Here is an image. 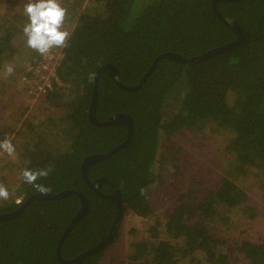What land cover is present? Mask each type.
<instances>
[{"label":"trees","instance_id":"trees-1","mask_svg":"<svg viewBox=\"0 0 264 264\" xmlns=\"http://www.w3.org/2000/svg\"><path fill=\"white\" fill-rule=\"evenodd\" d=\"M19 1L0 0V74L11 66L12 82L27 77L29 73L24 71L41 60L27 46L23 27L29 21ZM59 2L63 8L70 6L65 8L64 30L73 25L67 46L51 50L62 55L57 74L65 87L54 86L43 95L37 90L35 99L45 97V106L41 114L29 115L20 127L18 120L12 127L6 126L0 116V140H20L24 169L51 167L46 178L36 181L50 189L46 193L77 191L85 196L88 211L61 245V258L69 261L100 243L117 211L115 203L88 186L81 165L87 157L124 143L128 136L126 125L100 126L89 118L97 69L113 65L119 81L132 87L159 55L193 58L233 43L237 35L214 11V0ZM216 9L225 20L241 27L243 35L237 44L193 63L161 59L142 87L132 92L119 87L107 73L98 76L97 120L102 123L118 114L127 115L133 121V134L119 152L87 170L92 184L96 179L108 180L104 195L108 193L104 189L115 186L124 206L110 238L78 264H100L117 241L126 214L141 218L152 214L148 195L157 177L153 170L162 131L169 136V129L214 125L218 131L229 132L227 149L239 163L264 175V0H219ZM23 60L27 62L22 64ZM0 90L4 94L3 86ZM172 102L178 113L166 124L164 110ZM8 103L0 101V108L8 109ZM27 110L23 108L19 116ZM14 191L22 202L13 200L0 206V215L15 212L40 193L22 177ZM188 196L191 202L180 200L164 223L149 227V240L132 245L128 264H232L240 260L264 264V243L242 237L231 242L212 231L214 222H227L222 211H251L234 182L223 178L213 190L194 189ZM81 205L75 194L33 201L15 218L0 221V264H62L57 245Z\"/></svg>","mask_w":264,"mask_h":264},{"label":"rangeland","instance_id":"rangeland-1","mask_svg":"<svg viewBox=\"0 0 264 264\" xmlns=\"http://www.w3.org/2000/svg\"><path fill=\"white\" fill-rule=\"evenodd\" d=\"M27 2L19 1L22 6L20 10H24ZM64 6L66 9L70 7L67 4ZM69 26L68 32L72 30L73 25ZM25 62L27 61L23 60L22 64ZM6 69L0 74V79H5V82L0 80V87L4 88V94L0 90V101L3 104L9 103L8 109L0 108V116L6 126L12 127L18 120L20 127L29 115L41 114L45 103L43 97L35 99L36 85L19 79L10 81L12 74L7 73ZM23 108L28 110L20 117L19 112H24ZM177 108L173 102L165 107L164 123L169 124V120L178 113ZM19 127L16 126V129ZM169 132V136L166 131L160 134L157 164L153 170L157 177L148 195L153 208L152 214L148 218L126 214L118 230L117 241L107 250L100 264H128L126 258L132 252V245L145 239L149 240L147 231L151 225L156 222L164 223L180 200L191 202V197L188 196L190 190L211 191L223 178L230 179L241 189L246 198L243 204L251 211H222V217L226 218L227 222L222 225L218 220L211 224L213 233L231 242L237 237H242L264 243V175L251 165L239 163L235 154L229 152V132L218 131L214 125H207L203 129L181 127L176 130L169 129ZM12 143L16 149L15 158H10L7 154L0 155V183L4 184L11 194L8 200H0V206L13 200L17 204L22 201V197L14 190L20 183L24 169L20 161L23 145L20 140ZM231 257L235 259V253ZM238 259L240 260V257ZM232 264L245 263L240 260L232 261Z\"/></svg>","mask_w":264,"mask_h":264},{"label":"water","instance_id":"water-1","mask_svg":"<svg viewBox=\"0 0 264 264\" xmlns=\"http://www.w3.org/2000/svg\"><path fill=\"white\" fill-rule=\"evenodd\" d=\"M219 0H214L213 2V8L214 11L216 12V14L220 17V19H222V21L230 26L237 35V39L236 41H234L233 43L223 46V47H219L216 49H213L211 51H208L205 54H202L200 56H196L193 58H185L179 54H175V53H164L162 55H159L152 67L143 75V77L140 79V81L138 83H136V85L132 86V87H126L124 86L120 81H119V71L111 64H105L102 65L100 68L97 69L96 73H95V82H94V93L92 95V103L90 105V110H89V118L91 120L92 123L96 124V125H100V126H110V125H126L128 128V136L127 139L124 143L120 144L119 146L109 150L107 153L104 154H100V155H92L87 157L82 165H81V171H82V175L83 178L85 180L86 183H88L91 187H93L94 184H91L87 178V170L89 169L90 166L101 162L103 160H107L108 158L112 157L115 153L119 152L122 148L125 147L126 144H128V142L130 141L132 134H133V121L132 119L124 114H118L114 117L109 118L107 121L105 122H99L97 120L96 117V104H97V84H98V76L101 73H107L111 79L122 89H124L127 92H132L135 90H138L142 87L143 83L145 82V80L147 79V77L152 73L153 69L155 68V65L158 61H160L161 59H169V60H173V61H178L180 63H193L196 60H202L206 57H209L210 55H212L213 53H216L222 49L228 48L234 44H237L238 41L240 40L241 36L243 35V31L241 30V27L239 26L238 23L236 22H229L227 20H225L217 11L216 9V3ZM224 1H231V0H224ZM104 180V179H103ZM102 180L97 181V184H100ZM77 195L82 202L81 208L80 210L76 213V215L74 216V218L71 220L70 224L68 225V227L66 228V230L64 231V234L62 236V238L60 239L58 245H57V256L59 261L62 264H78L80 263L86 256L90 255L91 253H93L95 250H97L98 248H100L111 236V233L115 230V226L117 223H119L121 216H122V210H123V206L124 203L120 197V193L117 192L116 197L113 196H108L109 199H112L115 202V205L117 206V212H116V217L114 220V223L109 231V233L100 241V243H98L96 246L92 247L91 249H89L88 251L80 254L79 256H77L76 258L72 259L71 261H65L61 258L60 255V247L61 244L63 242V240L65 239V237L67 236L68 232L70 231V229L72 228V226H74L81 218H83V216L86 214V212L88 211V203L86 201V199L84 198V196L77 191H63L57 194H51V193H37L31 197H29L26 201H24L20 207L13 213H9V214H3L0 215V221H6L9 219H13L15 218L17 215H19L24 208L29 205L31 202L33 201H51V200H59V199H64L70 195ZM116 198V200L114 199Z\"/></svg>","mask_w":264,"mask_h":264},{"label":"clouds","instance_id":"clouds-1","mask_svg":"<svg viewBox=\"0 0 264 264\" xmlns=\"http://www.w3.org/2000/svg\"><path fill=\"white\" fill-rule=\"evenodd\" d=\"M24 14L29 21L23 27V34L27 38L26 42L29 48L46 56L54 48L67 46L66 41L70 34L64 30L66 9L61 6L59 0H28L24 7ZM6 71L11 74L13 68L8 66ZM2 154H7L10 158H15L16 155L15 146L7 137L0 140V155ZM51 171V167L35 171L24 169L21 172V177L25 183L33 185L39 192L46 193L50 189L42 184H37L36 181L39 178H46ZM10 195L8 188L0 183V200L6 201Z\"/></svg>","mask_w":264,"mask_h":264},{"label":"built area","instance_id":"built-area-1","mask_svg":"<svg viewBox=\"0 0 264 264\" xmlns=\"http://www.w3.org/2000/svg\"><path fill=\"white\" fill-rule=\"evenodd\" d=\"M61 57V54L51 50L46 56L41 55V60L38 62V65L36 67H30L27 70L29 75L23 77L22 80L31 85H36L40 95L52 91L54 86L58 88L65 87L57 74ZM30 76L31 78L28 79Z\"/></svg>","mask_w":264,"mask_h":264},{"label":"flooded vegetation","instance_id":"flooded-vegetation-1","mask_svg":"<svg viewBox=\"0 0 264 264\" xmlns=\"http://www.w3.org/2000/svg\"><path fill=\"white\" fill-rule=\"evenodd\" d=\"M104 178H102V179H100V180H102L101 181V183L100 184H97V181H99L98 179H96L95 180V182H94V185H93V187H91L88 183V186L96 193V194H98L99 196H102V197H105L106 199H108V200H111L113 203H115L112 199H109L108 198V196H113V197H116L117 198V196H116V194H117V192L119 193V191H118V189L115 187V186H113V185H110V189L109 188H106V189H104V190H106V192H108L106 195H104V192H103V185H104V183L105 182H108V180H106V179H104ZM90 182V181H89ZM91 183V182H90ZM92 184V183H91ZM84 196V195H83ZM84 198H85V196H84ZM116 198H114L115 200H116ZM86 199V198H85ZM81 200V199H80ZM87 201V200H86ZM116 209H117V206H116ZM117 212V211H116ZM116 217V216H115ZM115 220V219H114ZM114 223V222H113ZM113 223H112V225H113ZM112 225H111V227H112ZM111 227H110V229H111ZM110 229H109V231H110ZM62 245V244H61ZM60 250H61V247H60ZM69 261H71V260H69ZM68 261V262H69Z\"/></svg>","mask_w":264,"mask_h":264}]
</instances>
